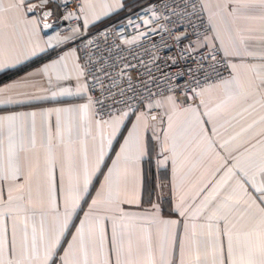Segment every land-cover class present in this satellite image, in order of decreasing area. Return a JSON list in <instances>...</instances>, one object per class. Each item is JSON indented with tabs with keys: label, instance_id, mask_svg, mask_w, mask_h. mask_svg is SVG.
<instances>
[{
	"label": "crops",
	"instance_id": "crops-1",
	"mask_svg": "<svg viewBox=\"0 0 264 264\" xmlns=\"http://www.w3.org/2000/svg\"><path fill=\"white\" fill-rule=\"evenodd\" d=\"M203 4L231 75L101 119L55 1L0 0V72L37 60L0 84V264H264V0Z\"/></svg>",
	"mask_w": 264,
	"mask_h": 264
},
{
	"label": "built area",
	"instance_id": "built-area-1",
	"mask_svg": "<svg viewBox=\"0 0 264 264\" xmlns=\"http://www.w3.org/2000/svg\"><path fill=\"white\" fill-rule=\"evenodd\" d=\"M58 25L78 49L96 115L123 110L153 113L173 94L181 106L198 90L232 73L219 45H199L213 32L203 0H147L88 32L83 0H54Z\"/></svg>",
	"mask_w": 264,
	"mask_h": 264
},
{
	"label": "trees",
	"instance_id": "trees-1",
	"mask_svg": "<svg viewBox=\"0 0 264 264\" xmlns=\"http://www.w3.org/2000/svg\"><path fill=\"white\" fill-rule=\"evenodd\" d=\"M147 0H125L124 4V8L123 11H126L128 9H133L138 7L139 5L143 4L144 2H146ZM107 22V21H105ZM103 21V23H105ZM37 60L31 61L27 64L21 65L19 67H16L14 69H8L5 70L3 72H0V84L6 80H8L9 78L19 74L20 72H22L23 70H25L26 68H28L29 66L33 65L34 63H36Z\"/></svg>",
	"mask_w": 264,
	"mask_h": 264
},
{
	"label": "rangeland",
	"instance_id": "rangeland-1",
	"mask_svg": "<svg viewBox=\"0 0 264 264\" xmlns=\"http://www.w3.org/2000/svg\"><path fill=\"white\" fill-rule=\"evenodd\" d=\"M124 6H125V4H124ZM132 9V8H131ZM129 10V9H128ZM128 10H126V11H128ZM126 11H123V8L121 9V11H119V13H116L115 15H113L112 17H108V18H106V19H104L103 21L105 22V21H109V20H111V19H115V18H117L118 16H120V15H122V14H124ZM122 12V13H121ZM103 21H102V23H103ZM101 23V24H102ZM103 25V24H102ZM100 26V25H99ZM95 28H97V27H95Z\"/></svg>",
	"mask_w": 264,
	"mask_h": 264
},
{
	"label": "water",
	"instance_id": "water-1",
	"mask_svg": "<svg viewBox=\"0 0 264 264\" xmlns=\"http://www.w3.org/2000/svg\"><path fill=\"white\" fill-rule=\"evenodd\" d=\"M43 16L44 17H50L51 16V9L50 8H45L44 10H43Z\"/></svg>",
	"mask_w": 264,
	"mask_h": 264
}]
</instances>
